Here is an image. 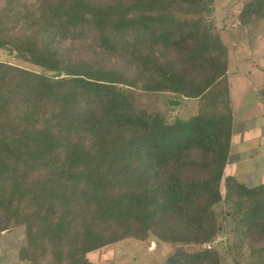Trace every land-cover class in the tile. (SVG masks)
<instances>
[{
    "label": "trees",
    "instance_id": "trees-1",
    "mask_svg": "<svg viewBox=\"0 0 264 264\" xmlns=\"http://www.w3.org/2000/svg\"><path fill=\"white\" fill-rule=\"evenodd\" d=\"M214 1L0 5V50L26 64L0 60V232L26 227L23 259L97 264L89 252L154 234L174 248L165 264H221L218 250L186 246L221 233L223 200L241 234L264 239V183L226 174L229 98L172 118L130 96L228 93ZM263 17L264 0L239 15L241 25Z\"/></svg>",
    "mask_w": 264,
    "mask_h": 264
},
{
    "label": "rangeland",
    "instance_id": "rangeland-1",
    "mask_svg": "<svg viewBox=\"0 0 264 264\" xmlns=\"http://www.w3.org/2000/svg\"><path fill=\"white\" fill-rule=\"evenodd\" d=\"M6 0H0V5H4ZM249 0H215L213 23L220 35L230 49H234L235 57L241 58L242 63L245 56L253 54L254 58L264 59L258 55L260 47L264 46V17L252 19L244 29L237 28L240 24L239 15L244 5ZM234 26V32L230 28ZM253 58V60H254ZM0 60L13 62L17 65L26 66L0 50ZM123 63V60L120 61ZM130 96L134 103L150 112L161 111L174 118L180 116L188 118L192 114L198 113V99L176 97L166 92H146L133 90ZM178 102V103H176ZM263 167V169H262ZM256 168L262 169V179L257 178L255 183L264 180V163L259 161ZM225 191L223 189V195ZM216 211L221 233L211 241L216 242L215 248L221 254V264H264V252L262 247L264 239L259 236L243 235L239 232L238 216L230 209L223 200L216 205ZM226 239V245H224ZM210 242V241H208ZM188 245V251L206 250L203 245ZM174 252L172 245L162 241L154 234L142 240L137 238H126L121 241L109 244L100 249L88 253V258L97 264H165L169 255ZM166 254H169L166 256Z\"/></svg>",
    "mask_w": 264,
    "mask_h": 264
},
{
    "label": "crops",
    "instance_id": "crops-1",
    "mask_svg": "<svg viewBox=\"0 0 264 264\" xmlns=\"http://www.w3.org/2000/svg\"><path fill=\"white\" fill-rule=\"evenodd\" d=\"M237 28L248 29L242 25ZM230 31L234 32V26ZM225 45L229 50L228 93L223 86L214 87L213 91L198 99V112L212 107L211 98L221 91L224 100L229 98L233 127L226 174L253 187L264 183V180L255 183L263 176V167L256 168V163L261 161L262 166L264 163V59L254 58L250 52L244 58L246 63H242L241 58L234 59V49ZM258 55L264 58V46L260 47ZM25 246L27 235L24 225L0 232V264H31L20 256Z\"/></svg>",
    "mask_w": 264,
    "mask_h": 264
},
{
    "label": "built area",
    "instance_id": "built-area-1",
    "mask_svg": "<svg viewBox=\"0 0 264 264\" xmlns=\"http://www.w3.org/2000/svg\"><path fill=\"white\" fill-rule=\"evenodd\" d=\"M226 239L227 238H224V241H225L224 245H226V242H227ZM215 246H216L215 241H210V242H207L203 245L204 249H206V250H212L213 248H215Z\"/></svg>",
    "mask_w": 264,
    "mask_h": 264
},
{
    "label": "water",
    "instance_id": "water-1",
    "mask_svg": "<svg viewBox=\"0 0 264 264\" xmlns=\"http://www.w3.org/2000/svg\"><path fill=\"white\" fill-rule=\"evenodd\" d=\"M176 103H178V102H176Z\"/></svg>",
    "mask_w": 264,
    "mask_h": 264
}]
</instances>
